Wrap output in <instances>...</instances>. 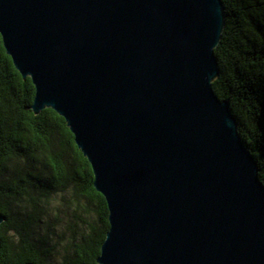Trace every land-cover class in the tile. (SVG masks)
I'll use <instances>...</instances> for the list:
<instances>
[{
    "label": "water",
    "instance_id": "1",
    "mask_svg": "<svg viewBox=\"0 0 264 264\" xmlns=\"http://www.w3.org/2000/svg\"><path fill=\"white\" fill-rule=\"evenodd\" d=\"M223 27L221 0H0L31 111L64 119L106 203L97 264H264V186L212 88Z\"/></svg>",
    "mask_w": 264,
    "mask_h": 264
},
{
    "label": "trees",
    "instance_id": "2",
    "mask_svg": "<svg viewBox=\"0 0 264 264\" xmlns=\"http://www.w3.org/2000/svg\"><path fill=\"white\" fill-rule=\"evenodd\" d=\"M224 27L214 49L215 95L229 103L242 144L264 186V0H221ZM34 87L6 55L0 37V264H52L54 197L70 193L86 218L71 231L56 264H97L109 228L104 198L93 188L87 159L62 117L34 114Z\"/></svg>",
    "mask_w": 264,
    "mask_h": 264
},
{
    "label": "rangeland",
    "instance_id": "3",
    "mask_svg": "<svg viewBox=\"0 0 264 264\" xmlns=\"http://www.w3.org/2000/svg\"><path fill=\"white\" fill-rule=\"evenodd\" d=\"M49 222L53 225V242L58 241L55 247V254L52 264H56L62 255V245L67 243L71 236V231L79 233L83 229L82 220L95 221L96 218H86L78 209V204L72 200L70 193H62L54 197L50 204Z\"/></svg>",
    "mask_w": 264,
    "mask_h": 264
}]
</instances>
